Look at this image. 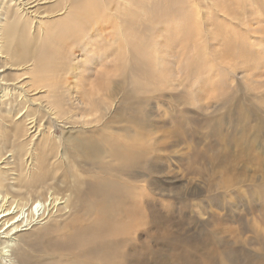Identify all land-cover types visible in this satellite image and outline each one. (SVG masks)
<instances>
[{"label":"rangeland","instance_id":"1","mask_svg":"<svg viewBox=\"0 0 264 264\" xmlns=\"http://www.w3.org/2000/svg\"><path fill=\"white\" fill-rule=\"evenodd\" d=\"M135 2L141 26L129 27L124 47L86 55L78 86L48 93L30 63L0 69L9 81L0 84V184L24 191L43 173L34 187L58 197L19 233L22 245L32 264H264V0ZM10 3L0 0V26ZM22 82L29 99L13 96ZM69 91L79 102L108 101L112 147L96 143L90 126L50 115L46 101L61 109ZM101 213L128 218V228L92 236L72 255L61 242L69 225L89 231Z\"/></svg>","mask_w":264,"mask_h":264},{"label":"bare ground","instance_id":"2","mask_svg":"<svg viewBox=\"0 0 264 264\" xmlns=\"http://www.w3.org/2000/svg\"><path fill=\"white\" fill-rule=\"evenodd\" d=\"M12 1L14 0H11L10 4ZM15 3L16 9L5 15V24L0 26L3 36L0 42V54L6 56L0 59L1 63L4 62L0 65V69L12 66L10 60H14L16 63H30L31 80L43 88L46 87L48 93L51 88L60 85V83L72 87L74 79L78 86V78L82 76L79 74L82 68L81 62L86 64L88 63L86 60H89L86 55L90 53L94 58L97 53L110 50V46L124 47V41L129 35V27L141 26L139 18L131 19L134 16L139 17V13L135 9H129L130 4L136 3L135 0H15ZM212 3L215 5V0H212ZM29 6H38L39 11L33 12L32 7L29 8ZM221 10L223 12V9ZM24 18H29L30 24L35 26L23 25L21 20ZM18 38H21L19 44L16 41ZM14 42L16 43L14 44ZM111 42L113 43L110 44ZM79 55H81L80 58ZM99 59L101 61V57ZM95 60L93 62H96ZM54 73H61L63 78L57 81H46ZM2 82L9 81L0 74V84ZM26 82H22L19 86L13 84L12 89L17 90L18 94L13 95L12 90L10 94L19 100L29 99L27 97L28 90L23 87ZM7 88L9 87L5 89ZM4 93L1 98L5 97ZM69 94L70 102L60 104L61 109L56 107V103H60L59 101L56 103L53 100L46 101L45 108L50 115H54L56 118L65 115L81 122L83 126H90L93 135L95 136V133L98 135L97 138H94L96 143L111 146L113 138L111 130L114 120L110 118L111 111L108 101L91 97L88 102H79L74 96H71L70 91ZM79 111L81 114H78ZM97 113L101 114L99 118L96 117ZM50 120L53 119L50 118ZM52 128L53 126L48 128L50 135L53 134ZM136 146H139V143H136ZM121 147L119 145V148ZM15 148L20 153V157L23 156L22 147L16 145ZM4 174L5 171L0 170V179ZM46 181L47 176L43 173L32 175L26 190L18 189L16 192H10L6 186L0 184V251H2L0 264L10 263L8 261L11 259L15 264H32L31 256L22 245V237L19 236V233L31 229L40 221L39 219L47 208L58 200V197L53 196L54 194H49L50 188L38 190L37 187H34L38 183ZM31 190L32 192L29 193ZM46 193L50 195L49 199L44 197ZM76 194H80L79 189ZM66 206L75 207L74 204L68 203ZM43 207L44 210L40 213ZM138 209L139 204L126 214H132L130 217L137 218ZM127 219L121 223L113 220L112 215L101 213L100 217L94 218L95 223L89 231L85 223H71L61 242L74 248L72 255L83 252L90 248L93 238L109 239L122 233L128 228ZM132 220L134 223L136 219ZM54 222L56 223V221ZM79 234L83 236L77 237ZM92 236L94 237L91 238ZM79 264L89 263L81 262Z\"/></svg>","mask_w":264,"mask_h":264}]
</instances>
